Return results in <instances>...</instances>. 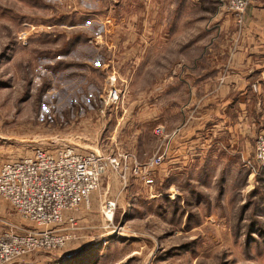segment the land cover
<instances>
[{"label":"rangeland","instance_id":"obj_1","mask_svg":"<svg viewBox=\"0 0 264 264\" xmlns=\"http://www.w3.org/2000/svg\"><path fill=\"white\" fill-rule=\"evenodd\" d=\"M155 1L0 0V167L60 144L127 166L124 180L106 167L88 202L66 212L63 245L4 264H264V164L254 159L264 128L248 147L225 146L223 163L203 164V77L187 86V69L135 65V37L155 25ZM171 1L157 14L174 6L171 29L203 42L205 0ZM195 45L192 72L203 75ZM112 87L117 105L104 101ZM159 154L152 184L130 170ZM32 226L0 196V231Z\"/></svg>","mask_w":264,"mask_h":264},{"label":"crops","instance_id":"obj_2","mask_svg":"<svg viewBox=\"0 0 264 264\" xmlns=\"http://www.w3.org/2000/svg\"><path fill=\"white\" fill-rule=\"evenodd\" d=\"M155 2L158 4H153L151 11L155 25L139 31L135 37V65L148 69L152 62L162 70L178 69L185 73L187 69L179 78L187 86L198 85L203 77V164L208 160L223 163L225 146L238 150L243 142L248 147L251 136L264 128V0H248L242 25L236 24L232 13L231 16L218 12L216 2L205 0L203 42L202 34L201 40H193L191 30L186 39H180L181 31L171 29L169 24L174 6L162 14H157L155 8L164 2L169 6L172 1ZM207 21L214 25L206 26ZM193 43L203 49V75L192 72ZM177 47L180 50L176 51ZM182 49L188 53L181 54ZM147 53L151 57L145 60ZM106 61L104 65L111 66V61Z\"/></svg>","mask_w":264,"mask_h":264},{"label":"built area","instance_id":"obj_3","mask_svg":"<svg viewBox=\"0 0 264 264\" xmlns=\"http://www.w3.org/2000/svg\"><path fill=\"white\" fill-rule=\"evenodd\" d=\"M215 1L235 16L238 25L243 24L248 0ZM27 38L26 33H18V40L23 45L27 44ZM121 96V90L112 87L104 101L108 105H117ZM122 158L95 151L82 152L74 146L60 144L52 148H34L31 153L2 164L0 196L34 226L0 231V264L37 250L63 245L66 237L59 233V226L66 212L88 202L99 187L105 172L102 168L111 166L121 179H126L127 166ZM162 158V154L156 155L141 165L134 164L130 170L150 185L153 183L152 169L162 162ZM254 159L264 164V131L256 138ZM114 207V201L106 203L109 216Z\"/></svg>","mask_w":264,"mask_h":264},{"label":"water","instance_id":"obj_4","mask_svg":"<svg viewBox=\"0 0 264 264\" xmlns=\"http://www.w3.org/2000/svg\"><path fill=\"white\" fill-rule=\"evenodd\" d=\"M101 170H102V171H105V168H102Z\"/></svg>","mask_w":264,"mask_h":264}]
</instances>
